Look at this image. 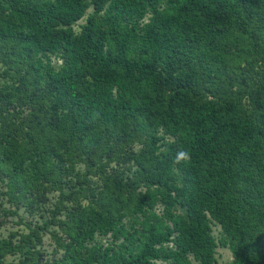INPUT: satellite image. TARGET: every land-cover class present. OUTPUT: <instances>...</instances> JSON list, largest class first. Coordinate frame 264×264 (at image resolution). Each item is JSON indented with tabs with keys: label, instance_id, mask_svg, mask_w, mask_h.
I'll use <instances>...</instances> for the list:
<instances>
[{
	"label": "trees",
	"instance_id": "trees-1",
	"mask_svg": "<svg viewBox=\"0 0 264 264\" xmlns=\"http://www.w3.org/2000/svg\"><path fill=\"white\" fill-rule=\"evenodd\" d=\"M1 79L0 182L26 209L58 192L59 264H215L212 223L230 264H264V0H0ZM39 241L0 261L38 264Z\"/></svg>",
	"mask_w": 264,
	"mask_h": 264
},
{
	"label": "rangeland",
	"instance_id": "rangeland-1",
	"mask_svg": "<svg viewBox=\"0 0 264 264\" xmlns=\"http://www.w3.org/2000/svg\"><path fill=\"white\" fill-rule=\"evenodd\" d=\"M90 1V0H87ZM91 8L89 7L84 16L76 23L72 24L71 30L74 35H77L79 32V28L82 24H84L85 18L87 15L91 13ZM148 15L141 21V24L144 23L147 19ZM43 62H48L49 66L53 70H57L60 66V59L57 54L49 55L47 58L42 59ZM2 83L5 80H0ZM9 86L12 83H8ZM139 146L135 145L133 147V151H138ZM61 167L64 168V173L62 174V179L60 182V188L63 192H67L68 190L77 189L78 182L82 181V176L84 175L83 165L80 163H76L72 168L67 169V165L65 163L60 164ZM130 171L127 174L131 176L136 168L129 164ZM110 168H114L113 163L110 164L106 171H110ZM67 169V170H66ZM84 181H86V185L90 187V189H95L97 181L96 178L92 175H86ZM84 187V186H83ZM45 203L44 204H32L30 208L26 209L25 206L13 205L5 196V186L4 182H0V240H8L11 239L12 243L18 241L19 236L22 234L28 233L29 229L33 227H37V232L40 235V241L35 246L36 258L38 264H59L61 261L63 252L57 246L59 242L64 239L62 229L60 226L54 225H45V222L49 221V212L53 210V206L56 203L58 192L46 193L44 195ZM80 204L85 205L86 200L80 199ZM65 205H67L65 203ZM158 210L155 209V212ZM175 212L178 215L183 214V210L176 208ZM63 214V213H62ZM62 216L59 218L61 219ZM140 217H127L122 221V225L126 230H131L132 228L138 229L135 221H139ZM210 234L212 239L216 244L215 248V264H230V254L226 248H221L217 245L219 240L222 237V234L219 230L218 225L211 224L210 226ZM95 244L105 246L110 243V239L108 236H97L95 235L94 241ZM87 248V246H84ZM21 261V255L16 254L12 256H6L1 261L0 264H16ZM164 264V263H161Z\"/></svg>",
	"mask_w": 264,
	"mask_h": 264
},
{
	"label": "clouds",
	"instance_id": "clouds-1",
	"mask_svg": "<svg viewBox=\"0 0 264 264\" xmlns=\"http://www.w3.org/2000/svg\"><path fill=\"white\" fill-rule=\"evenodd\" d=\"M189 158H190V154L187 150H178L174 158V163L176 164L185 163L189 160Z\"/></svg>",
	"mask_w": 264,
	"mask_h": 264
}]
</instances>
